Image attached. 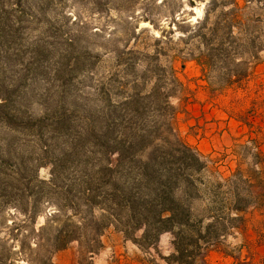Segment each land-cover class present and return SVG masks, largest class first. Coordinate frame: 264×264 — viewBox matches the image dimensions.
<instances>
[{"label": "rangeland", "instance_id": "obj_1", "mask_svg": "<svg viewBox=\"0 0 264 264\" xmlns=\"http://www.w3.org/2000/svg\"><path fill=\"white\" fill-rule=\"evenodd\" d=\"M16 1L19 6L14 5ZM181 6L184 14L178 16ZM0 10L6 11L2 13L5 21H14V28L27 38L26 43L42 37L62 50L65 40L71 38L79 54L86 51L82 66L67 84H61L60 80L45 76L48 63L33 65L22 78L24 62L9 63L4 57L5 49L0 50V97L5 88L3 83L10 88L16 85L12 98L22 118L41 116L54 108L64 110L77 127V133L85 135L83 148L74 155L76 160L88 159L95 167L101 163L115 164L117 155H105L99 146L102 142L96 140V137L108 140L107 125L115 115L108 105L109 99L118 103L134 91L141 95L153 92L154 103H159L165 111H158L151 104L145 120L138 123L139 128H143L141 123L158 126V133L149 138L151 148L139 155L150 158L155 148L159 157L166 154H174L175 159L184 157L173 150L178 141L201 155L206 165L203 170L184 171L193 176L199 187L200 197L191 203L194 215L208 218L209 210L216 215L223 213L221 210L228 214L231 206L224 198L225 187L219 183L237 170L251 177L253 184L261 183L253 189L255 194L260 193L264 186V174L260 173L264 170V3L261 5L256 0H0ZM212 29L216 38L210 35ZM202 33L209 42L198 36ZM10 53L9 49L7 54ZM118 54L121 63L116 58ZM28 55V52L24 54L26 62ZM129 119L126 116L124 122L128 123ZM110 126L114 127L112 122ZM58 136L54 141L50 132H44L40 138L25 126H9L0 120V157L11 161L10 169L0 168V179L8 187L0 197V243L15 247L10 255L14 264H26V261L38 264V257L44 254L42 250L29 249V244L39 238L33 226L36 229L43 226L56 207L61 209L56 224L50 223L41 233L44 238L70 211L61 208L63 194L47 185L52 180V167L45 156L44 141L49 138V143L57 142L54 150L47 148L51 154L53 151L59 154L67 149L72 137ZM11 169L19 170L23 178ZM60 173L59 176L53 173L54 183L68 185L80 176L74 165ZM27 178L34 179L30 182L36 187L34 191L46 192L38 201H35L38 196H26ZM32 208L37 210L36 221H29L26 214L23 216L26 211L32 212ZM220 215L224 221L215 224L218 235H222L220 243L211 245L200 240L197 247L185 246L183 259L174 252L171 233H164L170 239L171 252L163 254L157 243L150 246L141 240L142 230L132 232L136 242L111 222L100 237L101 247L91 259H82L79 244L73 241L54 253L50 264H92L103 247L102 236L108 229L121 232L138 246L140 253L136 258L141 264H264V203L242 215L240 230L231 229L235 222L230 215ZM83 248H86L84 242Z\"/></svg>", "mask_w": 264, "mask_h": 264}, {"label": "trees", "instance_id": "obj_2", "mask_svg": "<svg viewBox=\"0 0 264 264\" xmlns=\"http://www.w3.org/2000/svg\"><path fill=\"white\" fill-rule=\"evenodd\" d=\"M256 1H259L261 5L264 3L261 0ZM14 5L19 6V3L16 1ZM182 7L177 12L178 16L184 14ZM2 13L6 11L0 10V50L5 49V60L10 61L9 63L24 62L25 73L22 74V78L33 65L48 63L49 67L45 70V76L52 77L54 81L60 80L61 84L63 82L67 84L66 81H70L72 75L82 66L81 60L87 54L86 51H80L79 54L71 38L65 40V48L62 50L53 47V43H49L42 37L31 39L26 43L27 38H23L18 29L14 28V21H5ZM17 22L21 21L18 19ZM210 35L212 38L217 36L213 29ZM198 36L204 41H210V39L206 40V35L203 33ZM48 38L55 37L48 35ZM254 42L252 39L253 46ZM9 49L12 53L7 54ZM26 52L30 56L27 62L24 61ZM120 56L118 54L116 57L119 63H121ZM3 86L5 88L0 97L1 121L9 126H25L28 130L36 132L40 138H43L44 132L46 134L50 132V139H55L54 141L58 140V134L72 136L69 138L70 144L67 149H62L59 154L54 153L55 151L51 154L52 152L48 149L51 147V150H54L53 147L58 146L57 142L49 143V138L44 141L45 156L52 167V180L47 185L52 191L63 194L64 203L61 208L70 211L65 215L64 220L44 238L40 236L41 233L50 223L56 224L61 209L56 207V211L48 215L49 218L43 226L38 229L33 226V232L39 238L38 241L29 244V249L42 250L44 254L38 257V264H50L52 255L65 249L73 241L79 244L80 257L91 259L101 247L100 237L111 222L119 225L120 231L136 242L132 232L134 234L142 230L140 238L150 246L156 245L160 235L171 233L174 237V252L183 259L186 257L185 246L197 247L200 240L209 242L211 245L220 243L222 235H218L215 226L216 223L224 221L220 214L230 215L235 222L231 229L240 230L243 227L242 215L255 205L263 206L264 186L260 189V193L255 194L253 189L259 187L261 183L253 184L251 177H245L237 170L230 177L222 178L219 183L220 187H225L224 198L226 197V202L231 206L227 210L228 214L222 210L223 213L219 215L209 210L208 218L193 214L191 203L192 200L200 197L199 187L193 176L184 171L198 173L203 170L206 165L201 155L180 141L173 150L182 153L184 157L175 159L174 154L159 157L155 148H152L150 158H142L139 155L151 148L149 138L158 133V126H146L141 123L143 128H139L138 123L145 120L151 104H154L158 111H165L159 103H154L153 92L141 95L139 91H134L118 103H112L109 99L108 105L112 107V113L115 115L107 125L108 140L101 141V137H96V140L99 143L102 142L99 146L105 155L109 157L117 155L116 163H101L95 167L88 159L83 161L81 158L76 160L77 158L74 157L79 148H83L85 135L77 133V127L73 125L64 110L54 108L41 116L19 117L15 99L12 98L17 86H12L13 89L4 83ZM126 116L130 118L128 123L124 122ZM111 122L114 127L110 126ZM90 132L93 133V131ZM10 163L9 158L0 157V168L7 166L10 169ZM73 165L80 173V176H76V180H70L68 185L54 183L53 173L56 172L59 176L61 171L69 170ZM11 170L15 175L23 178L19 170ZM260 173L264 174V170ZM27 179L26 196L27 198L38 196L35 199L38 201L46 192L43 189L34 191L36 187L30 183L34 179ZM37 182L41 181L37 179ZM41 183L46 184V182ZM7 188L5 181L0 179V197ZM5 196L7 195L3 197ZM31 210L32 212L23 213V216L25 217L26 214L29 221L31 219L36 221L34 214L37 210L33 208ZM203 232L205 235H202ZM83 242L86 248H83ZM14 248V246L6 247L0 243V264H14L15 260L10 256ZM26 264H29V261H26Z\"/></svg>", "mask_w": 264, "mask_h": 264}, {"label": "crops", "instance_id": "obj_3", "mask_svg": "<svg viewBox=\"0 0 264 264\" xmlns=\"http://www.w3.org/2000/svg\"><path fill=\"white\" fill-rule=\"evenodd\" d=\"M102 244L103 247L92 259V264H141L136 258L140 249L135 243L126 239L121 232L108 229L102 236ZM157 249L163 254L171 252L170 239L166 237V234L159 237Z\"/></svg>", "mask_w": 264, "mask_h": 264}]
</instances>
